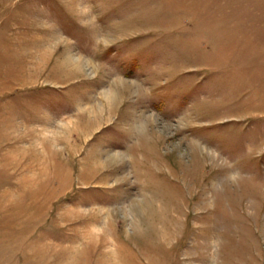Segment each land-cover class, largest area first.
<instances>
[{
    "label": "rangeland",
    "instance_id": "rangeland-1",
    "mask_svg": "<svg viewBox=\"0 0 264 264\" xmlns=\"http://www.w3.org/2000/svg\"><path fill=\"white\" fill-rule=\"evenodd\" d=\"M0 264H264V0H0Z\"/></svg>",
    "mask_w": 264,
    "mask_h": 264
}]
</instances>
